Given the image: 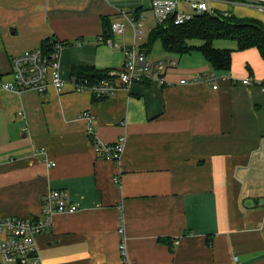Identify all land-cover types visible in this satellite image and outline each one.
I'll list each match as a JSON object with an SVG mask.
<instances>
[{
	"label": "crops",
	"instance_id": "0c3cea01",
	"mask_svg": "<svg viewBox=\"0 0 264 264\" xmlns=\"http://www.w3.org/2000/svg\"><path fill=\"white\" fill-rule=\"evenodd\" d=\"M207 2L264 23L250 3ZM151 4L0 0V216L39 217L53 189L78 206L38 234L40 264H264V59L256 47L215 40L233 50L230 71L198 49L166 53L173 64L164 82L143 76L100 98L71 82L75 65L123 66V48L109 44L122 37L103 38L105 19L126 24L122 46L143 47L126 15L145 20ZM50 39L64 45L63 89H5L12 56ZM123 137L119 160L99 155L97 142Z\"/></svg>",
	"mask_w": 264,
	"mask_h": 264
},
{
	"label": "built area",
	"instance_id": "2783aa9c",
	"mask_svg": "<svg viewBox=\"0 0 264 264\" xmlns=\"http://www.w3.org/2000/svg\"><path fill=\"white\" fill-rule=\"evenodd\" d=\"M182 1L186 2L185 7L181 5ZM238 1L250 3L264 12V0ZM208 10L207 0H152L151 4V11L157 20V24L169 20H173L175 24H181ZM126 19L132 28L134 41L141 39L144 19L141 16L136 17L134 15H126ZM112 30L122 37V42L113 38L109 40V44L115 48H123L125 55L123 66L116 71H110L107 77L97 81L74 76L71 82L76 90L80 92L89 91L95 97L100 98L112 94L119 86L129 88L135 80L143 76L157 78L164 82L165 72L173 62L165 59H149L146 51L135 42L122 46L126 34V24L124 22H113ZM63 46V43L50 39L44 41L38 48L13 55L11 60L13 79L5 82L3 87L18 92L36 90L44 93L51 86L57 90H62L65 80L60 70V51ZM243 81L245 83L251 82L250 78ZM181 82H186V79H182ZM82 116L89 119L91 123L90 134L95 142L92 127L94 116L88 111L83 112ZM124 140L123 137L114 144L97 142L99 155L119 160L124 150ZM77 209L76 204L69 202L68 195L64 190L53 189L45 195L43 212L39 217L0 216V264H40L36 241L38 234L51 228L53 216L56 213H72Z\"/></svg>",
	"mask_w": 264,
	"mask_h": 264
},
{
	"label": "trees",
	"instance_id": "16d2710c",
	"mask_svg": "<svg viewBox=\"0 0 264 264\" xmlns=\"http://www.w3.org/2000/svg\"><path fill=\"white\" fill-rule=\"evenodd\" d=\"M103 31L104 39L112 35V22L109 19L104 20ZM218 39L236 41L239 50L256 47L264 59V23L261 20L253 17L240 18L233 14L227 16L210 10L181 24H175L173 20L157 24L149 31V41L142 48L150 54L159 40L166 53L184 54L198 49L214 69L230 71L233 50L215 48L213 42ZM192 40H201L203 44H191ZM108 72L109 70H99L92 65H75L72 70L73 75L92 81L107 77Z\"/></svg>",
	"mask_w": 264,
	"mask_h": 264
},
{
	"label": "rangeland",
	"instance_id": "374dc122",
	"mask_svg": "<svg viewBox=\"0 0 264 264\" xmlns=\"http://www.w3.org/2000/svg\"><path fill=\"white\" fill-rule=\"evenodd\" d=\"M181 5L185 7L186 2L182 1ZM252 9L256 10V12H252V14H258L259 13V12H257V10H260L259 8L252 7ZM145 11L147 12V13H145L147 16V19L143 20V25H144L143 36L144 37L142 36L143 39L140 40V43H147L149 41V32L146 30V27L148 28L150 25L152 27H155L157 25V20L154 18V15H153L152 11L150 10V8H147ZM225 15L229 16V14H225ZM144 31H145V33H144ZM163 56H166V52L163 49L161 41L158 40L153 46L150 58L163 59L162 58Z\"/></svg>",
	"mask_w": 264,
	"mask_h": 264
},
{
	"label": "water",
	"instance_id": "95a60500",
	"mask_svg": "<svg viewBox=\"0 0 264 264\" xmlns=\"http://www.w3.org/2000/svg\"><path fill=\"white\" fill-rule=\"evenodd\" d=\"M249 204H251V202H249Z\"/></svg>",
	"mask_w": 264,
	"mask_h": 264
}]
</instances>
